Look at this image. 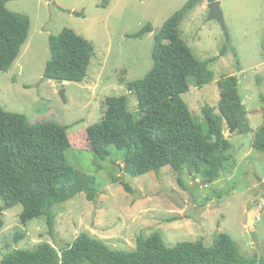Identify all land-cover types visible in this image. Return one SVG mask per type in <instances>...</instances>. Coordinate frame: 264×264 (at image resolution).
<instances>
[{
  "label": "rangeland",
  "instance_id": "374dc122",
  "mask_svg": "<svg viewBox=\"0 0 264 264\" xmlns=\"http://www.w3.org/2000/svg\"><path fill=\"white\" fill-rule=\"evenodd\" d=\"M188 0H10V10L30 18L29 37L8 71L0 70V103L11 112L24 113L32 122L55 120L68 125L72 147L68 161L80 171L95 175L99 196L86 192L56 203L55 234L46 216L24 224L23 205L1 211L0 261L15 249L34 250L49 242L66 247L82 232L103 239L113 249L131 251L140 236L160 232L165 244L203 240L212 245L220 232L238 242L247 257L264 259V152L252 145L264 126V0H219L227 34L217 19H209V0L200 3L181 24L182 37L201 60L211 63L214 80L202 87L191 76L190 90L182 94L202 132H208L202 108L216 107L219 82L235 75L250 128L228 133L233 146L232 166L217 179L184 166L166 165L159 172L132 176L122 170L125 151L111 146V155L96 162L87 128L100 122L106 98L127 95L129 109L139 117V101L128 89L152 69L155 34ZM153 30L141 38L128 36L146 24ZM65 27L90 40L94 54L83 81L65 85L64 100L57 83L44 76L51 58L50 35ZM228 47L225 55L222 49ZM243 127V126H242ZM225 132L230 127L224 124ZM251 129V130H250ZM229 163L226 164V166ZM205 168L203 165L202 169ZM125 185L130 187L125 189ZM1 205V204H0ZM257 208L249 224V211ZM25 237L16 242V234Z\"/></svg>",
  "mask_w": 264,
  "mask_h": 264
},
{
  "label": "trees",
  "instance_id": "16d2710c",
  "mask_svg": "<svg viewBox=\"0 0 264 264\" xmlns=\"http://www.w3.org/2000/svg\"><path fill=\"white\" fill-rule=\"evenodd\" d=\"M9 1L0 0V70L5 71L18 58L30 31L29 16L10 10ZM203 1L188 0L165 21L155 34L152 69L145 77L127 83L138 98L140 116L129 109L127 95L106 98L102 120L87 128L97 163L108 158L111 146H115L125 151L122 170L132 176L159 172L166 165L175 169L187 165L217 179L223 168L233 167L229 154L233 144L225 136L224 124L250 128L235 75L219 82V113L210 104L202 108L207 133L202 132L182 98L190 90L191 76L199 87L214 80L210 65L216 58L199 59L181 34L183 20ZM152 30L148 23L128 36L141 38ZM49 47L46 78L58 82L86 78L94 54L90 40L65 27L58 35H50ZM227 52L228 47H224L220 55ZM68 128L55 120L32 122L26 114L7 111L0 103V209L21 203L22 222L46 216L52 236L56 203L83 191L90 200L99 196L96 176L80 171L67 159L66 151L72 147ZM252 145L264 152V126L255 132ZM125 189L130 187L125 185ZM24 237L25 233L18 232L16 242ZM0 264H264V259L243 255L238 242L226 232L218 233L210 246L203 240H187L173 247L155 232L148 238L140 236L136 249L125 251L113 249L85 231L61 249L49 242L34 250L15 249L5 254Z\"/></svg>",
  "mask_w": 264,
  "mask_h": 264
},
{
  "label": "water",
  "instance_id": "95a60500",
  "mask_svg": "<svg viewBox=\"0 0 264 264\" xmlns=\"http://www.w3.org/2000/svg\"><path fill=\"white\" fill-rule=\"evenodd\" d=\"M220 4L221 3L219 0H214V1L209 2V9H210L209 19H217L226 32L227 28H226V24H225V20H224V16H223V12L221 10ZM226 34H227V32H226ZM54 81L57 83V89H58V92L60 93L61 97L64 100H66L65 85H67L69 83V81H67V80H64L63 82H58L57 80H54ZM236 127L237 126L235 125L232 128H230V132H225V136L228 137L227 134L232 133L236 129ZM256 209L257 208H254V209L249 211V224L254 222V215H255Z\"/></svg>",
  "mask_w": 264,
  "mask_h": 264
}]
</instances>
